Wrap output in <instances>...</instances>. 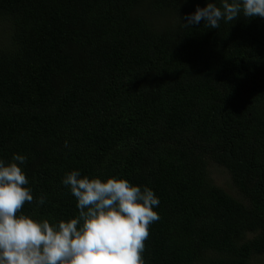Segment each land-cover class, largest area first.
I'll return each instance as SVG.
<instances>
[{"label": "trees", "instance_id": "trees-1", "mask_svg": "<svg viewBox=\"0 0 264 264\" xmlns=\"http://www.w3.org/2000/svg\"><path fill=\"white\" fill-rule=\"evenodd\" d=\"M206 3L0 0V158L26 156L20 212L77 215L74 169L124 177L159 197L146 264L264 255V18L186 25Z\"/></svg>", "mask_w": 264, "mask_h": 264}, {"label": "clouds", "instance_id": "clouds-1", "mask_svg": "<svg viewBox=\"0 0 264 264\" xmlns=\"http://www.w3.org/2000/svg\"><path fill=\"white\" fill-rule=\"evenodd\" d=\"M264 18V0H207L184 18L186 25L217 29L220 21ZM67 146V142H66ZM26 156L0 158V264H146L149 226L160 217L154 190L124 177L82 175L74 169L61 183L75 197L78 214L59 221L20 212L33 201L23 170ZM39 204H44L40 197ZM19 213V214H18Z\"/></svg>", "mask_w": 264, "mask_h": 264}, {"label": "rangeland", "instance_id": "rangeland-1", "mask_svg": "<svg viewBox=\"0 0 264 264\" xmlns=\"http://www.w3.org/2000/svg\"><path fill=\"white\" fill-rule=\"evenodd\" d=\"M8 26L5 24H0V40L6 39V34H4L3 30H7ZM210 174L212 180L215 181L216 184L222 186L225 190L229 191L237 198H242L240 192L234 185L230 173L227 172L222 166L212 163L210 165ZM253 262L255 264H264V255H259L253 257Z\"/></svg>", "mask_w": 264, "mask_h": 264}]
</instances>
